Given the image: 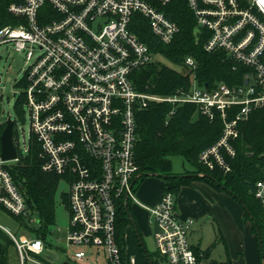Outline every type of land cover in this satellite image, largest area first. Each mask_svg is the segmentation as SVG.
Instances as JSON below:
<instances>
[{"label": "built area", "instance_id": "obj_1", "mask_svg": "<svg viewBox=\"0 0 264 264\" xmlns=\"http://www.w3.org/2000/svg\"><path fill=\"white\" fill-rule=\"evenodd\" d=\"M172 2L12 0L0 16L10 21L0 26V49L25 54L26 69L14 96L18 94L16 105L27 108L28 121L26 137L10 117L17 159L4 161L0 152V208L29 226L34 223L10 168L37 145L42 170L68 185V241L83 248L73 254L76 261L86 260L94 250L97 256L105 254L108 264L126 263L117 241V220L120 207L137 204L133 188L142 176L136 161L138 113L168 104L172 116L181 106L194 105L197 115L210 121L220 117L223 133L199 160L226 174L236 156L240 125L264 109V0H186L198 28L205 31L204 50L223 52L244 66L243 84L201 85L197 62L187 57L177 66L189 76L188 88L172 95L137 89L136 73L163 56L153 54L133 32L134 18L144 17L152 34L170 44L180 31L165 10ZM253 195L264 213V176ZM143 208L154 227L161 264L204 263L190 242L195 222L181 217L176 195L164 192L158 204ZM0 228L14 242L20 264H44L33 256L44 252L42 240L17 238ZM129 261L135 264L134 258Z\"/></svg>", "mask_w": 264, "mask_h": 264}, {"label": "trees", "instance_id": "obj_2", "mask_svg": "<svg viewBox=\"0 0 264 264\" xmlns=\"http://www.w3.org/2000/svg\"><path fill=\"white\" fill-rule=\"evenodd\" d=\"M11 1L0 0V16H4ZM165 10L168 17L180 28L170 44H164L155 37L148 21L141 15H136L132 23L133 32L148 45L153 54H160L178 66L183 65L187 57H193L198 65L196 76L201 85L244 83L247 72L244 66L238 65L223 52L208 53L204 50L205 31L198 28L194 13L186 0H173ZM8 23L10 21L0 20V26ZM136 83L140 92L172 95L182 88H188L189 76L185 71L177 72L159 62H153L136 73ZM16 110L22 116V104L16 105ZM170 112V105L155 104L138 113L136 161L141 178H161L165 183L164 192H171L176 196L183 186L200 180L227 192L244 208L246 219L252 223L259 242L261 264H264V213L253 195L255 184L264 176V109L254 111L249 120L240 125V137L234 142L236 156L230 161L231 171L226 174L220 169L206 168L199 160L201 153L221 137L224 127L222 119L217 116L210 121L197 115L194 105L181 106L172 116H169ZM194 116L196 120H193ZM5 127V123L0 124V152L1 136ZM175 156L183 157L192 170L182 174L173 173L170 158ZM10 173L21 188L30 214L37 215L40 227L34 229L24 219L16 218L17 221L33 237L46 242L49 227L55 222L56 195L61 178L42 170L37 145L32 146L30 152L10 168ZM63 198L68 206V197L64 195ZM130 215V205L118 209L117 241L122 248L126 245V229L133 220ZM217 241H221L220 235ZM215 246L216 243L206 250L195 248L197 254H203V264H231L228 260L217 262L210 259ZM10 248L15 249L14 242L0 228V264H10ZM33 256L39 259V256ZM151 256L154 264H161L157 253Z\"/></svg>", "mask_w": 264, "mask_h": 264}, {"label": "rangeland", "instance_id": "obj_3", "mask_svg": "<svg viewBox=\"0 0 264 264\" xmlns=\"http://www.w3.org/2000/svg\"><path fill=\"white\" fill-rule=\"evenodd\" d=\"M154 60L165 66L174 69L177 72H183L180 67L169 62L164 57H155ZM26 69L25 54L17 52L13 49L5 51L4 48L0 49V124L6 122L11 117L20 124L21 129L25 131L27 137L28 121H27V108L22 105L23 114L18 115L16 110V99L18 94L14 96V92H18L16 84L23 79V72ZM24 118V121H23ZM193 120H196L194 116ZM20 130V129H19ZM20 147L23 149V138L19 140ZM171 171L176 174L185 173V171H191L192 167L187 161L180 156L170 158ZM162 179L159 177H145L137 181L133 188L134 196L137 204L133 206L131 215L136 222L142 241L144 243L146 251L150 254L156 251V243L154 238V227L150 223L149 213L143 207H153V202L159 195V188ZM68 185L61 182L56 195V207H55V222L49 227L48 235L45 243V251L41 256L49 263H57L61 261V256L65 250L67 254L72 255L78 249L71 246L68 241L70 222L68 206L64 203L63 196H67ZM31 219L34 223L30 227L39 229L37 215H31ZM0 225L4 226L10 232H12L17 238L20 237H33L30 231L20 224L19 221L6 211L0 208ZM216 228L212 225L211 221L205 218H198L196 220L194 230L190 235V242L193 245H199L201 250H206L216 243L214 250V258L217 261H226L225 250L222 247L218 236L216 238ZM136 242L133 235L132 224L128 227L129 242L131 240ZM201 238V241L197 240V237ZM133 242V241H132ZM131 244V242H130ZM90 254V253H89ZM88 256V260L84 263H72V264H108V259L105 254L102 253L96 260L94 257ZM67 260V259H66ZM97 261V262H96ZM95 262V263H94ZM161 262V260L159 261ZM28 264H35L34 262L27 260ZM10 264H20L19 256L14 248H10Z\"/></svg>", "mask_w": 264, "mask_h": 264}, {"label": "crops", "instance_id": "obj_4", "mask_svg": "<svg viewBox=\"0 0 264 264\" xmlns=\"http://www.w3.org/2000/svg\"><path fill=\"white\" fill-rule=\"evenodd\" d=\"M164 188L165 183L162 180L159 188V195L154 200L153 206L161 201ZM176 197L177 208L183 219H193L196 223L198 218L207 217L208 220L211 221L212 225L216 228V238L218 235L221 237L220 243L225 250L226 261H230L231 264H261L259 242L253 230L252 223L246 219L244 208L227 192L217 189L207 181L200 180L193 182V184L189 186H183ZM133 206L134 205L131 206V210ZM194 226L195 224L193 225L191 233L194 230ZM128 227L125 233V264H131L129 261L131 258L135 259V264H150L145 252L142 251L143 249L139 243L133 225L132 231L136 242H134V240H132L133 238L130 236V244L128 240ZM199 239L201 241L200 236L197 237L198 241ZM193 246L201 249L199 245ZM77 249L76 252L83 250V248L80 247H77ZM214 250L215 248L212 250L210 259L217 261L214 258ZM43 253L39 256L38 260L44 264L84 263L88 260L76 261L72 258L74 253L69 255L64 250L60 262L49 263L41 257ZM90 253H92L91 257H94L96 260L102 255L100 254L97 256L94 250ZM147 253L152 259L151 254L148 251ZM154 253H156V251Z\"/></svg>", "mask_w": 264, "mask_h": 264}, {"label": "water", "instance_id": "obj_5", "mask_svg": "<svg viewBox=\"0 0 264 264\" xmlns=\"http://www.w3.org/2000/svg\"><path fill=\"white\" fill-rule=\"evenodd\" d=\"M1 158L4 161H12V160L17 159V151L14 145V140H13V121L11 120L10 117L7 119L6 127L1 136ZM151 177H154V176H151ZM132 225L135 229L139 243L149 260V263L154 264L153 260L151 259V257L149 256V254L147 253L145 249L139 228L134 220H132ZM156 230H157V226L155 227V231Z\"/></svg>", "mask_w": 264, "mask_h": 264}]
</instances>
